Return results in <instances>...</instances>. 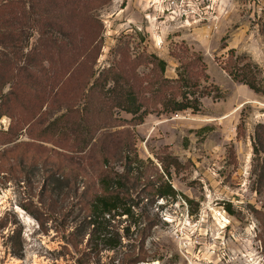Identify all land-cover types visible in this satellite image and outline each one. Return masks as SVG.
<instances>
[{
    "label": "rangeland",
    "instance_id": "374dc122",
    "mask_svg": "<svg viewBox=\"0 0 264 264\" xmlns=\"http://www.w3.org/2000/svg\"><path fill=\"white\" fill-rule=\"evenodd\" d=\"M262 147L264 0H0V264H264Z\"/></svg>",
    "mask_w": 264,
    "mask_h": 264
},
{
    "label": "trees",
    "instance_id": "16d2710c",
    "mask_svg": "<svg viewBox=\"0 0 264 264\" xmlns=\"http://www.w3.org/2000/svg\"><path fill=\"white\" fill-rule=\"evenodd\" d=\"M232 54V51L230 52L229 55ZM152 61H156L160 66V71L162 72L164 70L165 63L161 60H158L155 56H152ZM243 72L245 73L244 75H247L248 73L247 69L248 66H245L242 68ZM242 72V73H243ZM232 73V72H231ZM244 75L243 78H244ZM205 77V76H204ZM248 77V76H246ZM206 78V77H205ZM233 78L236 81H240V83L246 84L251 90H253L255 93H260V89L250 82H245L243 78L240 79V75L238 74H233ZM180 83H183L184 85H188L190 83L188 77L186 76H181L180 77ZM192 92L186 91L182 92L181 98L182 100L180 101H173V105L171 107V110L173 112H181L184 111L188 108H192L193 110H197V104L198 101L195 98H190V94ZM132 106H136L135 102L132 103ZM134 110H131V112H136L139 110V106H136ZM259 147L257 145H254V154L256 157H258L259 160V155H257L259 152ZM261 151L264 153V147L261 148ZM254 160V159H253ZM261 166H260V177L264 178V158L261 160ZM165 173H169L168 170L165 168L164 169ZM106 181V182H105ZM103 184V192L104 194L102 196H96L93 199L90 200L88 203V224L89 226L92 227L91 235L98 233L100 234L101 232L103 233V238L106 240H109L110 237L107 236V231L106 227L103 228V230H100L99 226H102L104 224V221L106 222L105 218H113L115 216H130L132 214L131 211V206L126 203L127 201V194L125 195L126 192L122 191L123 187L125 186V174H115V177L111 182H108V180H105ZM156 191L158 192V195H160L161 198H169V197H175L176 192L175 190L171 187V184L168 182H163L159 186L156 187ZM101 219V220H99ZM117 246V242L112 244V247Z\"/></svg>",
    "mask_w": 264,
    "mask_h": 264
},
{
    "label": "built area",
    "instance_id": "2783aa9c",
    "mask_svg": "<svg viewBox=\"0 0 264 264\" xmlns=\"http://www.w3.org/2000/svg\"><path fill=\"white\" fill-rule=\"evenodd\" d=\"M157 2V0H155ZM183 1V0H182Z\"/></svg>",
    "mask_w": 264,
    "mask_h": 264
},
{
    "label": "bare ground",
    "instance_id": "6f19581e",
    "mask_svg": "<svg viewBox=\"0 0 264 264\" xmlns=\"http://www.w3.org/2000/svg\"><path fill=\"white\" fill-rule=\"evenodd\" d=\"M27 220V219H26ZM226 223V222H225Z\"/></svg>",
    "mask_w": 264,
    "mask_h": 264
}]
</instances>
